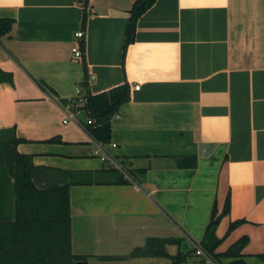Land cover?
I'll return each instance as SVG.
<instances>
[{
    "label": "crops",
    "instance_id": "obj_1",
    "mask_svg": "<svg viewBox=\"0 0 264 264\" xmlns=\"http://www.w3.org/2000/svg\"><path fill=\"white\" fill-rule=\"evenodd\" d=\"M134 1L0 0L13 19L0 37L12 74L0 82V129L24 139L16 150L31 156L36 185L68 184L72 251L88 264H174L178 251L191 252L178 264H264V0H156L123 51ZM124 83L129 98L100 144L129 178L107 170L78 121L63 122L65 107L86 120L78 93ZM200 143L213 151L199 155ZM84 171L98 181L73 183ZM217 216L218 262L190 240ZM241 237L240 255L225 254ZM160 239L168 256L154 252Z\"/></svg>",
    "mask_w": 264,
    "mask_h": 264
},
{
    "label": "trees",
    "instance_id": "obj_2",
    "mask_svg": "<svg viewBox=\"0 0 264 264\" xmlns=\"http://www.w3.org/2000/svg\"><path fill=\"white\" fill-rule=\"evenodd\" d=\"M156 0H135L129 10L128 24L125 30L123 51L132 42L136 21ZM13 19L0 17V37L10 32ZM11 82L12 74L0 68V82ZM86 84V82H84ZM43 86V84L40 83ZM84 102L75 105V110H83L86 119L91 122L84 125L86 132L97 142L106 143L110 139V119L129 98L126 83L114 86L98 93H86ZM56 139L49 138L48 141ZM24 139L16 137L14 129H0V264H74L79 257L71 246V214L69 209L68 184L39 187L33 180L31 156L19 153L16 145ZM7 149V150H6ZM108 168V167H107ZM117 170L108 168L107 170ZM84 177L73 183H92L98 179L96 173L84 171ZM121 174V173H120ZM120 181H123L122 174ZM118 180V179H117ZM228 201L222 213L228 210ZM219 216L209 221L205 234L199 240L200 245L217 261L214 248L219 239L212 233ZM232 221L228 231L235 226ZM167 239L155 244V254L168 256L164 250ZM180 242L179 238H169ZM246 237L239 238L225 252L227 255H240V249ZM148 249L153 244H148ZM148 254L153 251H145ZM191 252L170 256L174 264L184 260ZM264 256V255H263ZM262 256V257H263ZM227 264H245L239 258Z\"/></svg>",
    "mask_w": 264,
    "mask_h": 264
},
{
    "label": "built area",
    "instance_id": "obj_3",
    "mask_svg": "<svg viewBox=\"0 0 264 264\" xmlns=\"http://www.w3.org/2000/svg\"><path fill=\"white\" fill-rule=\"evenodd\" d=\"M75 36L79 37V38H83L84 37V31L83 30H78L75 33ZM72 51L74 52V54L76 56H81L82 55V51L77 47L74 46L72 48ZM139 84H134V88H138ZM79 92V90H78ZM84 97L83 95H80L79 93L76 95L75 97V105L78 104H82L84 102ZM77 103V104H76ZM65 112V118L63 119V122H67L68 120H76L78 121V124L80 126H82L84 128V125L86 123L91 122L90 119H86L85 121H79L76 119V116L74 114V112L72 110H70L69 107H65L64 109ZM98 146V151H100V158L101 160L104 162L105 166L108 168H115L119 171L122 172V174H124V176L126 177H130L128 170L126 168V166L124 164H122L117 158H115L113 155L108 154L103 147L101 146L100 142L97 143ZM192 244H193V248L195 251V254L202 256L203 258H205L206 260H213L212 257L210 256V254L208 252H206L204 250V248L200 245L199 240H195V239H190Z\"/></svg>",
    "mask_w": 264,
    "mask_h": 264
},
{
    "label": "water",
    "instance_id": "obj_4",
    "mask_svg": "<svg viewBox=\"0 0 264 264\" xmlns=\"http://www.w3.org/2000/svg\"><path fill=\"white\" fill-rule=\"evenodd\" d=\"M214 149L213 143H200L198 146V154L201 156H208ZM200 239V236L196 237ZM74 264H88V261L85 259H77L75 260Z\"/></svg>",
    "mask_w": 264,
    "mask_h": 264
},
{
    "label": "rangeland",
    "instance_id": "obj_5",
    "mask_svg": "<svg viewBox=\"0 0 264 264\" xmlns=\"http://www.w3.org/2000/svg\"><path fill=\"white\" fill-rule=\"evenodd\" d=\"M71 122H73L72 120H70ZM7 150V149H6ZM119 171V170H118ZM119 172H121V171H119ZM122 173V172H121ZM39 187H47V186H39Z\"/></svg>",
    "mask_w": 264,
    "mask_h": 264
}]
</instances>
